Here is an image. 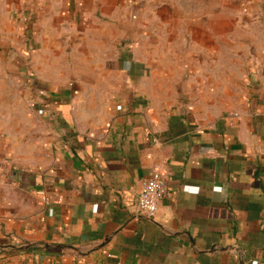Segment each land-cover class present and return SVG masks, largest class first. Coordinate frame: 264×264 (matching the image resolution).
<instances>
[{"label":"crops","instance_id":"1","mask_svg":"<svg viewBox=\"0 0 264 264\" xmlns=\"http://www.w3.org/2000/svg\"><path fill=\"white\" fill-rule=\"evenodd\" d=\"M105 1L0 0V95L19 96L18 82L37 101L0 110L40 129L0 136L13 149L0 162V264H264V0L172 6L199 20L168 25L165 42L147 25L132 38L126 19L81 30V13L127 16L128 0ZM77 28L90 39L69 45L72 82L61 38ZM154 169L169 196L147 220L134 209Z\"/></svg>","mask_w":264,"mask_h":264},{"label":"rangeland","instance_id":"2","mask_svg":"<svg viewBox=\"0 0 264 264\" xmlns=\"http://www.w3.org/2000/svg\"><path fill=\"white\" fill-rule=\"evenodd\" d=\"M86 2L88 3L89 6H91L89 10H93V7H94L93 3L90 1H86ZM118 2H119L118 0L117 1H111V0L105 1V3L108 4L107 7H111L113 3H118ZM201 2L205 4H201ZM127 3L128 4L130 3V6H129L130 10L127 16L120 15V14L116 16H111V15L103 16L100 14V11H97V13L92 16H85L83 15V13H81L82 21L77 25L79 26V28H81V30H84V31L89 30L91 32L95 31L97 33H101V31L108 30L107 26H110V25L118 26L120 20L126 19L130 27L129 30L130 32H132L131 33L132 38L134 36V33L137 35L136 27L147 25L148 28H143V30H140L141 32H143L141 34L148 35L147 38H150V40L155 38V39H160L161 41L165 42L171 39L173 35V33L171 34L168 31L169 29L167 28L168 25H171L174 23H185L188 18H189V21L191 22H194V20H197V21L199 20V17H197L198 14L196 13L195 14L192 13L193 16L190 14L191 16L189 17H187V15H184L183 13L178 16H172L171 15L172 10L171 11L169 10L172 8L170 7L174 6V8L180 9L182 12H184V9H188L190 12H192V9L193 10L196 9L197 12L199 13L204 7H206L207 3L213 4L215 3V0H205V1H201V0H128ZM88 5L82 4V6H79V7L81 9L87 8ZM99 8H101L100 5H99ZM159 8L162 9V14L161 15H159L158 13L154 14L153 12L154 9H159ZM86 19H89V22H87ZM94 19H95V22H94ZM154 23H161L162 32H157V33L153 32L152 25ZM79 28L75 29L74 34L70 32V30H66L63 37L61 38L62 39L61 43L66 46L65 47L66 51H64L63 57L65 58L66 62H68L64 65L67 68V70H65V73L63 74V78L66 80L67 77H69L72 82L77 80L76 78L78 77L77 76L78 70H75L76 65L73 63L75 58L72 55V48L69 45L72 44V42L83 41L81 36L85 34L86 36H84V38L86 39V42L89 41L90 39L89 33L87 31L80 32ZM132 29H134L135 32ZM187 33L188 31H186L184 28H181L180 31L175 34H177L178 37L181 36L182 38H184L185 34H186V38H193V39L199 38L198 33H189V35H187ZM104 38L105 37H103V39ZM69 47L71 48V50L69 49ZM35 78H34L35 81L33 82V85H32L33 90H34V87L38 88L42 86L40 84L42 82L40 80H36ZM7 84H9L8 81L6 83V87H7ZM8 86H12L11 90L12 91L14 90L16 94L19 93V96L14 97V96H5L1 94L0 95V105L4 104V105L11 106L12 104H16V103H19L20 105L29 103L33 107H36L37 105V101H35L36 96L32 97L33 99L31 102L28 100H25L24 91L26 90L25 88L26 84L24 86L23 84H19L18 82H16V84L12 82V85H8ZM47 86L51 87L50 84ZM81 98H82V101L79 102L80 117H81V120L84 121L85 123V121L88 122L87 117L89 115H88L87 110H88L89 104L87 103L88 101L87 97H81ZM218 106H220V104H218ZM27 120H28L27 116L25 118L24 113H21L19 111L15 112L14 110H0V136L4 137L5 139L9 137L11 138L19 137V140L23 141L25 139H29L30 137L39 135L40 134L39 128L26 127L24 122L25 121L27 122ZM0 140H1V137H0ZM8 152L13 153V149L11 145L8 143H1L0 144V162H1V158L3 157V155Z\"/></svg>","mask_w":264,"mask_h":264},{"label":"built area","instance_id":"3","mask_svg":"<svg viewBox=\"0 0 264 264\" xmlns=\"http://www.w3.org/2000/svg\"><path fill=\"white\" fill-rule=\"evenodd\" d=\"M42 113V111H39ZM43 195V192H41ZM169 196V188L163 173L159 169H154L151 176L144 182L142 191L138 197L134 209L136 217L154 220L157 216L159 204ZM45 204L50 205L51 200L43 196Z\"/></svg>","mask_w":264,"mask_h":264}]
</instances>
